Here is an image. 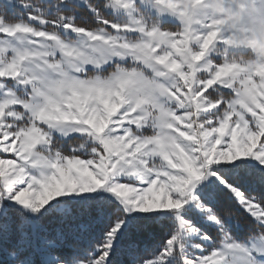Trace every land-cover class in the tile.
I'll list each match as a JSON object with an SVG mask.
<instances>
[{
    "label": "snow or ice",
    "instance_id": "6c2138e0",
    "mask_svg": "<svg viewBox=\"0 0 264 264\" xmlns=\"http://www.w3.org/2000/svg\"><path fill=\"white\" fill-rule=\"evenodd\" d=\"M255 0H0V264H264Z\"/></svg>",
    "mask_w": 264,
    "mask_h": 264
},
{
    "label": "clouds",
    "instance_id": "9594fccd",
    "mask_svg": "<svg viewBox=\"0 0 264 264\" xmlns=\"http://www.w3.org/2000/svg\"><path fill=\"white\" fill-rule=\"evenodd\" d=\"M255 4L257 8L264 7V0H255ZM242 27L247 31H236L234 34L246 46L254 45L252 51H259L264 46V13L246 16Z\"/></svg>",
    "mask_w": 264,
    "mask_h": 264
}]
</instances>
